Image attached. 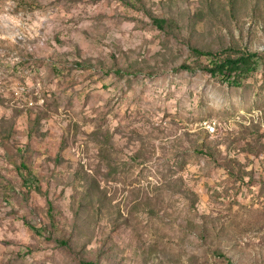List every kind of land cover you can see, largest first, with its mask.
Returning a JSON list of instances; mask_svg holds the SVG:
<instances>
[{"label":"rangeland","instance_id":"rangeland-1","mask_svg":"<svg viewBox=\"0 0 264 264\" xmlns=\"http://www.w3.org/2000/svg\"><path fill=\"white\" fill-rule=\"evenodd\" d=\"M0 80V264H264V0H0Z\"/></svg>","mask_w":264,"mask_h":264},{"label":"trees","instance_id":"trees-1","mask_svg":"<svg viewBox=\"0 0 264 264\" xmlns=\"http://www.w3.org/2000/svg\"><path fill=\"white\" fill-rule=\"evenodd\" d=\"M155 24L161 30H167L169 27H178L176 20L166 18L156 17ZM192 51L200 58L209 57L212 59V65L202 67L204 68L203 70L208 71L227 82L238 84L244 78L255 73L261 63L260 61L263 60V57L249 49L242 50V52H234L233 49L214 52L205 51L199 47H192ZM182 68L185 70H195L190 65H183ZM32 227L37 231H40L36 226L32 225ZM60 243L63 245H70V242L66 239L60 240ZM86 264L100 263L91 260L87 261Z\"/></svg>","mask_w":264,"mask_h":264},{"label":"built area","instance_id":"built-area-1","mask_svg":"<svg viewBox=\"0 0 264 264\" xmlns=\"http://www.w3.org/2000/svg\"><path fill=\"white\" fill-rule=\"evenodd\" d=\"M2 81L0 80V87L3 86V82ZM207 128L210 130L211 133H217L218 124L216 122L208 123Z\"/></svg>","mask_w":264,"mask_h":264}]
</instances>
